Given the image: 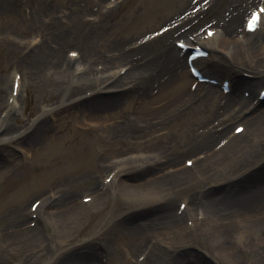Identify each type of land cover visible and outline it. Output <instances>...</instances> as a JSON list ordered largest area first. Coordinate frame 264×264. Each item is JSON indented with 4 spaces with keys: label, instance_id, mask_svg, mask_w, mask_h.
<instances>
[{
    "label": "bare ground",
    "instance_id": "6f19581e",
    "mask_svg": "<svg viewBox=\"0 0 264 264\" xmlns=\"http://www.w3.org/2000/svg\"><path fill=\"white\" fill-rule=\"evenodd\" d=\"M2 1L0 0V5ZM246 3L249 4V0ZM195 4V0L184 1L182 7L185 9L181 10L180 14L187 13ZM260 5L264 7V2ZM1 6L3 8L4 4ZM49 7L50 5H42L34 13L37 17L55 14L52 12V7ZM244 10V5L240 1L228 3L219 26L213 27L215 31L211 38L206 37V30L203 36L200 29L187 34L185 41L180 42L190 47L203 45L210 52V56L218 53L225 56V59L219 58L221 67L204 64L202 59L197 61L201 63L203 70L209 76L217 75V69H224L226 72L233 66L250 71L249 73L261 78L254 83L245 80L240 82L237 78L239 85H234L232 87L234 90L229 94L220 93L217 86L207 83L199 84L195 90L187 87L188 80L195 79L188 73L191 52L172 46L169 41L173 36H181L185 29L193 27V24L205 14L204 10L190 13L178 27L172 30L171 36H169L171 31L163 34V37L165 36L163 40L168 46L165 50L152 56V59L144 65H131L129 72L131 70L132 75L139 76L143 82L129 87H141V85H144V88L151 87L157 90L158 95L167 94L169 99L158 101L156 109L134 113L128 119L126 118L122 125L113 124L104 131L108 138L112 139L111 141L117 138L123 139V148L131 149L132 145L128 144L130 141L127 139L147 133L143 138L151 141L150 144L154 143L150 149L153 153L134 155L130 151H116L108 144L110 149L104 151L103 158L100 156L94 158L97 161L96 166H99L101 171L102 179L95 188L91 189L93 190L91 203L81 202L77 205L71 198L61 200L54 212H51L50 218L48 212L43 214L42 211L47 204L54 201L56 192L46 196L36 211V214L45 216L46 223L54 228L57 245L60 248L74 232L83 229L86 219L83 217L84 214L102 215L103 210L100 205L96 206L95 198L100 201V204H103L107 198L104 189L101 188L104 184L103 179L111 178L110 188L117 185L136 189V192L121 194L123 205L131 207L121 212L115 221L109 222L105 236L101 239L102 242L92 243L89 241L91 239L87 240L88 242L84 241L83 252H77L69 264H104V259L109 261L116 256L129 264H162L166 261L170 264H194L188 256H185L186 252H191L189 248L193 241H198L207 250L219 251L226 262L242 264L239 255L248 253L252 256L250 264H264V111L257 113L263 103L259 100V96L264 89L262 88L264 85L262 81L264 80V41L262 42L259 38L255 41L240 39V33H246L243 21L240 23L241 13ZM252 11L246 15V18ZM77 15L79 14L69 13V17L74 21ZM259 29L261 31L264 29V13L261 15ZM45 34L50 36L52 31L48 29ZM36 49L33 52L35 61L32 60L30 65L23 64L25 73L30 74L36 71L39 74L46 72L49 77L50 75L59 76L61 69L58 67V60L61 54H55L46 46L44 52L42 47ZM82 52L84 54L86 50ZM126 59H129V54ZM151 69L154 72H149ZM76 71L80 72L81 69L76 68ZM112 75L115 74L112 73ZM110 77L112 76L108 78ZM223 79L226 78L222 76L217 80ZM195 81L197 82V79ZM54 83L56 82L52 84L56 86L57 83ZM114 84L106 89L118 88ZM259 84L261 87H258ZM77 85L75 90L85 87L80 83ZM235 89L245 93L250 92V97L237 94ZM120 102V100H114L112 103ZM16 105L15 99L11 105L8 102V108L16 110ZM69 105L71 104L64 102L63 109ZM75 107L73 104L70 110ZM247 113L250 119L249 128L246 126L247 121L244 117ZM64 114L66 113L58 110H42L37 120L18 134L13 126L3 120L0 121V131H3L0 135V154L3 155V151L8 153L13 144L46 141L50 127L48 122ZM236 120L244 121L245 129L241 134L231 136V132L239 126L231 132L228 129ZM194 124H199L200 128L197 134L191 136L194 133ZM188 126L191 133L185 137L184 146L186 150H189L176 155H167L165 147L173 139H170V142H164L165 131L169 129L188 133ZM157 138H160L159 142ZM44 150H50V148L45 147ZM189 153L194 156L184 162L196 159L192 167H179L182 164L178 163L180 157ZM204 153V158L198 159ZM2 162L0 158V165ZM136 170H141L147 178H150L137 184H128L121 179L122 174L134 179L130 174ZM155 186H158V190L149 189ZM175 193L183 196L182 202L185 203V207L181 212H179V205L177 207L176 201L172 198ZM90 206L93 210L84 209ZM145 207L155 208V215L140 217L141 208ZM30 208L28 211L32 215L34 212ZM73 208L76 210H72ZM67 210H72L74 218L72 222L59 224L55 221V214H62ZM19 213L21 212L14 210L10 215L17 216ZM40 230L39 225L34 228L18 226L8 234L0 236V256L5 252H12L14 247H17L18 252L26 250L28 247L23 246L28 243L31 251L26 255V260H31V255H38L45 247L46 242ZM28 235L31 238H28ZM208 262L211 264L210 260Z\"/></svg>",
    "mask_w": 264,
    "mask_h": 264
},
{
    "label": "rangeland",
    "instance_id": "374dc122",
    "mask_svg": "<svg viewBox=\"0 0 264 264\" xmlns=\"http://www.w3.org/2000/svg\"><path fill=\"white\" fill-rule=\"evenodd\" d=\"M184 1L186 0H3L1 2L4 6L2 8L0 5V121L3 120L13 126L18 134L24 131L26 126L33 124L42 110H58L66 114L48 122L50 127L46 141L13 144L8 153L3 151V155L0 154L3 161L0 165V236L8 234L18 226L34 228L39 225L46 242L44 249L38 255L30 256L31 260H26V255L31 251V246L27 243L23 246L28 247L26 250L21 249L22 251L18 252L17 247H14L12 252L1 254L0 264H69L77 252L82 251L84 241L91 239L89 241L92 243H101L109 222L115 221L121 212L131 207L123 205L121 194L136 192V189L117 185L108 187L107 198L103 204L95 198L96 206L100 205L103 210L102 215L84 214L83 217L86 219L83 229L74 232L60 248L57 245L54 228L46 223L45 216L29 215L28 209L35 200L44 199L57 192L54 201L47 204L42 211L43 214L48 212L51 218V212H54L61 200L71 198L78 205L85 196H91L93 194L91 189L100 183L101 178V171L99 166H96L97 161L94 158L96 156L103 158L104 151L110 149L108 144L116 151H130L134 155L153 153L150 149L154 143L150 144L151 141L143 138L147 133L128 138L127 140L130 141L128 144L132 145L131 149L123 148V139L117 138L111 141L104 130L113 124L122 125L126 118L134 113L156 109L158 101L169 99L167 94L158 95L157 90L151 87L144 88V85L129 87L143 82L139 76H133L131 70L129 72L131 65H144L152 59V56L168 47L163 40L164 33L161 32L157 36L160 31H171L169 32L171 36L172 30L178 27L190 13L204 10L205 14L193 24V27L185 29L181 36H173L169 41L172 46H177V42L185 41L189 33L200 29L204 33L205 28L219 26L228 3L234 1L243 3L245 10L241 13L240 23L243 21L245 24L246 15L264 2V0H249L247 4V0H195L196 4L191 6L187 13L180 14L181 10L185 9L182 7ZM42 5H50L55 14L37 17L34 12H37ZM69 13L79 14L76 21L69 17ZM48 29L52 31L50 36L45 34ZM241 38H259L263 42L264 29L251 36L241 32ZM45 46L55 54H61L58 60L61 74L57 77L53 75L49 77L46 72L39 74L36 71L26 74L23 64L30 65L32 60L35 61L34 50L42 47L44 52ZM83 50H86L84 54ZM71 52H75L77 56L70 57ZM128 54L129 59H126ZM215 56L204 58L203 63L221 67L219 58L225 59V56L221 53ZM199 67L203 70L201 63ZM76 68L81 71L77 72ZM123 68H125L124 73L108 78L113 72ZM216 71L218 76L210 77L219 79L223 76L231 82L232 87L239 85L237 78L240 82L245 80L251 83L261 79L239 67L231 66L226 72L224 69ZM149 72L154 70L151 69ZM16 79L19 81L18 94L12 96V86ZM262 81L264 84V80ZM53 82L57 85L54 86ZM78 83L85 87L75 90ZM113 84L118 88L106 89ZM259 85L258 87H261V84ZM195 86L196 81L189 79L187 87ZM216 86L221 93V85ZM236 93L244 96L242 90ZM77 95L82 98H75L74 96ZM12 98L17 103L16 110L8 108V102L10 105L13 103ZM114 100L121 102L114 104L112 103ZM64 102L71 105L63 109ZM73 104L76 107L70 110ZM262 111H264V103L257 113ZM244 117L248 127L249 114ZM243 122L242 120L233 122L228 129L229 132ZM199 124H194V133L191 136L197 134ZM187 129L188 133L169 129L165 131L163 141L170 142V139H173L165 147L167 155H176L189 150L184 146L185 137L191 133L190 126ZM2 134L3 131H0V135ZM156 140L159 142L160 138ZM45 147L50 150L45 151ZM193 156L191 153L181 156L178 163L182 164L179 167H185L184 161ZM130 175L134 179L124 174L121 179L128 184H137L150 178H147L141 170H136ZM149 189L158 190V186ZM173 195L172 198L178 206L183 196L177 193ZM92 208L90 206L84 209L93 210ZM14 210L21 213L11 216ZM71 211L55 214V221L59 224L72 222L74 218ZM155 211V208L145 207L141 208L139 215L140 217L155 215ZM32 222L37 224L32 227ZM28 238H31L30 235ZM189 249L191 252H186L185 256H188L194 264H210L209 260L211 264H233L230 261L226 262L219 251L207 250L198 241L191 242ZM239 256L242 264H250L252 261V256L248 253ZM104 261V264H129L117 256ZM132 261L134 263V259ZM162 264H170V262L166 261Z\"/></svg>",
    "mask_w": 264,
    "mask_h": 264
},
{
    "label": "snow or ice",
    "instance_id": "6c2138e0",
    "mask_svg": "<svg viewBox=\"0 0 264 264\" xmlns=\"http://www.w3.org/2000/svg\"><path fill=\"white\" fill-rule=\"evenodd\" d=\"M261 12L264 13V9H261ZM258 19H260V16L258 14H254L252 22L249 24V27H253Z\"/></svg>",
    "mask_w": 264,
    "mask_h": 264
}]
</instances>
